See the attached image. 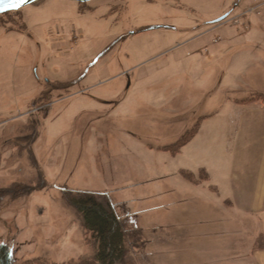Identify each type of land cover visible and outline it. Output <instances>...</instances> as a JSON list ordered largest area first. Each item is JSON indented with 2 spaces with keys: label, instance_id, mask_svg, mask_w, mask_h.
I'll use <instances>...</instances> for the list:
<instances>
[{
  "label": "rangeland",
  "instance_id": "374dc122",
  "mask_svg": "<svg viewBox=\"0 0 264 264\" xmlns=\"http://www.w3.org/2000/svg\"><path fill=\"white\" fill-rule=\"evenodd\" d=\"M250 5L37 0L0 14V245L15 264L92 258L96 244L66 195L79 191L109 196L142 231L128 245L133 264H221L246 253L252 224L237 228L238 221L226 226L230 238L216 236L226 230L215 219L231 209L175 172L198 151L191 158L189 149L177 155L164 147L223 99L252 90L254 71L242 74V91L219 83L230 63H254L233 51L260 28L255 14L231 21ZM261 77L254 85L264 87V71ZM178 223L192 232L175 233Z\"/></svg>",
  "mask_w": 264,
  "mask_h": 264
},
{
  "label": "crops",
  "instance_id": "0c3cea01",
  "mask_svg": "<svg viewBox=\"0 0 264 264\" xmlns=\"http://www.w3.org/2000/svg\"><path fill=\"white\" fill-rule=\"evenodd\" d=\"M255 1L250 0V6H255L249 7L231 20L237 26L242 20H246L248 15L255 14L260 21V28H252L255 30L247 32L241 43L233 49L237 51V59L250 54L255 57L256 64L250 63L245 67L234 62L221 72L220 85L236 91L243 90L239 87L242 74L247 77L249 72L254 71L257 74L253 80H263L261 75L264 71V15L261 14L260 8L264 7V2L256 5ZM22 21L24 30L31 29L27 17H22ZM221 22L212 23L215 28H219L222 26ZM252 22L253 20L244 24V29L247 30ZM253 80L251 78L248 82L247 87L252 89L249 94L227 97L210 109L209 113L200 116L196 133L177 153L179 155L184 149H189L188 152L193 158L194 152L198 151L191 165L177 167L175 172L186 177L185 179L195 186L196 193L201 191L211 198H217L221 207L231 209V212L225 211L215 219L217 228L226 230L223 233H214L216 236L223 234L225 239L230 238V230L226 229V226L230 228L231 224H238V221L241 226L238 225L237 228L244 229L246 222L254 227V235L247 243L246 253L230 258L233 262L224 260L221 264H264V100L255 97L257 93H264V87L254 85ZM200 172L205 173V179L194 181L186 175H197ZM169 188L171 190L172 186ZM179 224L181 223L172 228H177L175 233L182 236V231L186 228ZM190 232L192 230L188 227L186 233ZM207 232L213 233L210 230ZM209 261L214 264L215 259L211 258Z\"/></svg>",
  "mask_w": 264,
  "mask_h": 264
},
{
  "label": "trees",
  "instance_id": "16d2710c",
  "mask_svg": "<svg viewBox=\"0 0 264 264\" xmlns=\"http://www.w3.org/2000/svg\"><path fill=\"white\" fill-rule=\"evenodd\" d=\"M11 11V10H9ZM264 100V93H257L255 97ZM199 123L195 128L187 130L175 143L165 146L173 153L178 152L196 133ZM191 179L192 174L186 173ZM70 203L79 211L82 217L87 239L96 244L92 258H82L77 261L55 263L41 258L36 264H117L128 262V245H136L143 239L142 231L131 225L120 215L109 196H98L93 192L79 191L67 193ZM131 236L132 239L129 237ZM144 242V241H143ZM0 264H15L10 249L0 245ZM23 264H35L26 261Z\"/></svg>",
  "mask_w": 264,
  "mask_h": 264
},
{
  "label": "snow or ice",
  "instance_id": "6c2138e0",
  "mask_svg": "<svg viewBox=\"0 0 264 264\" xmlns=\"http://www.w3.org/2000/svg\"><path fill=\"white\" fill-rule=\"evenodd\" d=\"M27 0H0V12L19 8Z\"/></svg>",
  "mask_w": 264,
  "mask_h": 264
},
{
  "label": "water",
  "instance_id": "95a60500",
  "mask_svg": "<svg viewBox=\"0 0 264 264\" xmlns=\"http://www.w3.org/2000/svg\"><path fill=\"white\" fill-rule=\"evenodd\" d=\"M35 1H37V0H27V2L24 3V4H22L19 8H15V9H12V10H18V9L22 8L23 6H26V5H28V4H31V3L35 2ZM74 1H78V2H87V1H89V0H74ZM5 12H7V11L0 12V14H3V13H5ZM229 14H230V12L224 14L223 16L219 17V18H218L217 20H215L214 22L217 23V22H221V21L225 20V19L229 16Z\"/></svg>",
  "mask_w": 264,
  "mask_h": 264
},
{
  "label": "built area",
  "instance_id": "2783aa9c",
  "mask_svg": "<svg viewBox=\"0 0 264 264\" xmlns=\"http://www.w3.org/2000/svg\"><path fill=\"white\" fill-rule=\"evenodd\" d=\"M254 8H256V7H254ZM254 8H251V9H254ZM251 9H250V10H251Z\"/></svg>",
  "mask_w": 264,
  "mask_h": 264
},
{
  "label": "bare ground",
  "instance_id": "6f19581e",
  "mask_svg": "<svg viewBox=\"0 0 264 264\" xmlns=\"http://www.w3.org/2000/svg\"><path fill=\"white\" fill-rule=\"evenodd\" d=\"M23 7H24V6H23ZM23 7H22V8H23ZM20 9H21V8H20ZM18 10H19V9H18Z\"/></svg>",
  "mask_w": 264,
  "mask_h": 264
},
{
  "label": "flooded vegetation",
  "instance_id": "af4514ba",
  "mask_svg": "<svg viewBox=\"0 0 264 264\" xmlns=\"http://www.w3.org/2000/svg\"><path fill=\"white\" fill-rule=\"evenodd\" d=\"M214 23V22H213Z\"/></svg>",
  "mask_w": 264,
  "mask_h": 264
}]
</instances>
